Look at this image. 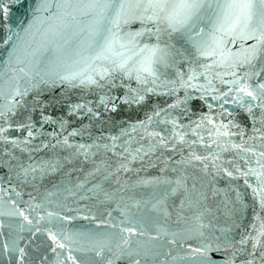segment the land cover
Returning <instances> with one entry per match:
<instances>
[{
	"label": "water",
	"instance_id": "1",
	"mask_svg": "<svg viewBox=\"0 0 264 264\" xmlns=\"http://www.w3.org/2000/svg\"><path fill=\"white\" fill-rule=\"evenodd\" d=\"M3 4L8 7L9 13L5 20L0 11V90L3 91L0 105L12 101L13 90L17 86L13 77L19 76V68L33 61L38 63L41 72L47 67L60 65L57 71L63 73L66 54L76 50L83 38L79 33V14L74 13L72 8L66 11L77 15V21L67 16V27L57 28L58 22L52 18L51 12L43 9L36 11L40 0H22L21 3L3 0ZM34 16L37 18L35 21ZM140 27L137 21L125 30L136 31ZM7 35H12V40L5 45L3 40ZM170 43L174 45L173 56L177 67L187 71L192 58L190 54L193 53L191 45L178 37H174ZM253 43L252 40L244 42L245 46ZM13 45L17 47L13 62L9 65L7 62L9 53L13 52ZM240 45L241 41L237 40L235 45L230 44L229 47L237 52ZM260 67L257 63L254 70L258 71ZM234 70L238 75L253 71L247 66ZM174 71L172 69L168 73L172 78ZM217 71L223 72L224 69ZM39 79L37 76L32 81L38 87L29 91L27 96L15 97L21 101L17 105L16 115L9 114L6 120L0 119V127L7 129L0 133V264H73L69 256L75 258L76 264H105L90 250L89 238L100 236L110 239L113 251H116V245L122 244L121 236H129L127 232L121 233V228L131 227L136 229V234L129 237V250L139 253L134 258L140 259L141 264H200V258L190 257L188 247H200L203 244H211L212 249L219 247V251L209 252L212 264H226L227 261L246 264L248 260H252L253 264H264L260 256L264 248L257 247L253 256L252 241L240 243L249 233L256 235L251 227L257 222L256 214L264 217L258 200L252 195V189L244 184V177L236 172V167L241 171L256 167V157L249 160L250 153L232 149L228 143L251 147L257 153L264 150V139L261 138L264 134L262 110L255 106L258 102H252L254 107L249 114L246 107L233 102V94L229 95V103L223 109L219 107L221 101H212L210 96L207 98V102L214 106V122L232 121L238 125L229 128L234 135L219 138L221 144L229 148L224 152L216 145H212L211 149L205 147L214 138L209 137L207 131L211 125L205 124L197 129L196 135L192 133L195 128L193 122H198L200 116L208 112L207 103L198 98L200 93L192 92L197 98L177 108H170L169 105L184 100V89L175 95L150 94L141 105L129 107L119 104L117 111L112 112L105 111L103 106L97 107L96 90L73 89L59 83L56 86L45 85L39 83ZM224 79L231 80L233 77L225 76ZM262 82L264 74L249 81L254 85ZM214 84L221 92L227 91L229 87L219 81H214ZM131 86L137 87L135 81L131 82ZM19 87L23 90L30 85L19 80ZM124 91V88L118 87L111 94L123 96ZM166 91L158 89V92ZM86 101L92 102L89 106L99 113L98 117H93L86 110L79 115H68L69 104ZM158 110L163 111H160L159 116H153L152 123L146 126L147 131L144 127L132 130V125ZM42 115L51 117L56 123H44ZM29 117L32 137H28L27 128L17 127L29 123ZM172 120L182 126L177 131L187 133V143H181L171 135ZM61 121L66 122L63 129L60 127ZM73 131L78 134L69 135ZM53 132L56 133L55 137L50 135ZM150 132H160L167 140V145L160 146L159 137L154 140ZM199 136L204 137L202 142ZM65 137L73 147L63 144ZM112 137L117 139L113 141ZM13 140L17 143L13 144ZM194 140L197 142L190 148L189 144ZM80 144L94 146L88 149L85 156L84 150L77 154L76 148ZM152 144H156V147L148 152ZM104 145H108L110 150L105 149ZM141 146L142 151L137 155L135 149ZM190 151L201 156L209 152L218 153L220 159L216 163L219 168L209 164L204 169L202 163L194 160L181 163L189 157ZM144 152L148 154L144 155ZM132 155H137V159L133 161ZM141 156L143 159H140ZM245 160H249V163L246 164ZM48 162L56 165L55 170L46 166ZM42 163L45 164L43 171L38 167ZM122 163L127 164L128 171H117ZM29 165L37 170L25 175L23 169ZM224 169L231 171L233 176L229 177ZM178 177L186 178L189 189L195 183L196 189L206 194L203 208L210 211L202 217L206 225L203 237L197 235L187 238L184 230L194 227V224H185L183 219H178L181 196L168 195L164 199L165 191L170 193L174 184L144 183L155 178L175 181ZM248 179L255 185L254 177ZM193 211L185 210L182 215L191 217ZM49 213L52 215L49 216ZM25 216L31 223L24 219ZM141 231L144 235H140ZM174 233L177 235L173 236ZM52 235H55V241ZM155 236H159V239H151ZM173 239L175 243L170 242ZM261 240L264 243V237ZM59 243L65 247H58ZM146 250H150L147 257L143 254ZM105 257L111 258V254L106 251ZM115 264L130 262L125 257L116 260Z\"/></svg>",
	"mask_w": 264,
	"mask_h": 264
},
{
	"label": "snow or ice",
	"instance_id": "2",
	"mask_svg": "<svg viewBox=\"0 0 264 264\" xmlns=\"http://www.w3.org/2000/svg\"><path fill=\"white\" fill-rule=\"evenodd\" d=\"M15 3H21L22 0H14ZM72 8L74 13L79 14V33L83 38L78 43L77 49L66 54V60L63 63L65 71L58 72L55 67H47L43 72L39 70L38 63L28 61L26 67L19 68V76L13 77L16 79L17 86L14 88L12 101L8 104L0 105V119H5L11 114L16 115L17 105L21 101L15 97H24L28 92L38 87V84L32 81L38 76L39 83L45 85L56 86L57 83L65 84L69 88H80L82 90H96L98 95L97 107L103 106L105 111L115 112L119 104H124L129 107L132 105H141L146 102L150 94L155 95H175L180 89L185 90L184 100H177L176 103L169 105L170 108H177L181 104H187L188 100L196 99L192 92L200 93L199 99L207 103L208 112L200 116L198 122L195 123V128L192 129L193 135H196L197 129L207 125L209 137H214L211 143L206 144L208 149L212 145H216L222 151L227 152L229 148L221 144L220 137H229L234 135L229 128L238 127L232 121L228 123L214 122L212 114L213 104L207 102L210 96L212 101H221L219 107L224 108V105L229 103L228 97L232 95L233 102L239 103L241 107H246L249 114L252 113L254 104L258 105L262 110L261 123L264 124V82L252 84L249 83L256 77H261L264 74V0H40L36 11L41 9L52 13V18L57 21V28L67 27L65 18L71 16L73 21H77V15L68 13L66 9ZM53 9H55L53 11ZM0 11L3 18L7 20L9 9L4 6L3 0H0ZM37 18L34 16V21ZM139 22L141 27L136 31H126V27L132 23ZM31 27V24L29 25ZM10 31V29H9ZM27 31V29H25ZM15 35V34H14ZM178 37L185 39L191 45L193 53L189 60L187 71L180 70L177 67V61L173 56L174 45L170 41ZM12 40V35H7L3 40V44H8ZM237 40L241 41L240 50L233 52L229 45H235ZM252 40L253 44L245 46L244 42ZM17 45H13V52L9 53L8 64L13 62L14 52ZM188 60V57H185ZM257 63L261 65L258 71L254 70ZM247 66L253 71H245L243 75H238L234 69H241ZM175 69L172 73L174 78L168 75L169 71ZM217 69H224L223 72ZM225 76H231L233 79L226 80ZM19 80H24L30 87H24L23 90L19 87ZM119 80V84L117 81ZM203 80L204 83H200ZM135 81L137 87L133 88L131 82ZM214 81H219L220 84L229 85L228 90L221 92ZM122 87L125 89L123 96L112 95L113 89ZM158 89H167L166 92H158ZM191 90V91H189ZM102 93V94H100ZM213 93H218L213 95ZM3 91L0 90V96ZM248 98V99H246ZM91 101L78 102L68 105V115H79L81 112L91 114L93 117H98L99 113L94 111L89 105ZM110 106V107H109ZM160 111L153 112L152 115H147L146 119L132 125V130L137 127H144L147 131V125L152 123L153 116H159ZM227 112V109H224ZM223 115V113H220ZM231 115V113H229ZM44 123H56L49 116H43ZM65 121L60 122L61 129L64 128ZM173 127L171 135L178 138L181 143H187L185 136L187 133L177 131L179 126L177 121H171ZM11 127V125H9ZM18 128H27L28 137L33 136L32 124L17 125ZM7 129L0 127V133H4ZM259 132V129H254ZM77 131L71 132L69 135H77ZM126 134V133H125ZM55 137L56 133H50ZM150 136L155 140L159 137V145L166 146L167 140L160 132H150ZM202 142L203 136L198 137ZM264 139V134L261 136ZM4 139H7L4 137ZM113 141L117 137L111 138ZM28 142V141H25ZM197 141H191L189 147ZM13 144L17 142L12 141ZM232 149H238L244 153H250L252 157H256V167H249L247 171H241L236 167V172L239 176L244 177V184L252 189V195L258 200V206L261 212H264V150L257 153L251 147H244L240 144L231 143ZM63 144L68 147H73L69 144L68 138L65 137ZM94 145L77 146V154L83 151L87 156L88 149ZM47 147V145H44ZM55 147V145H53ZM156 144H152L148 152L153 151ZM175 145H173V148ZM105 149H109L108 145H104ZM115 148V144L112 145ZM143 146L135 149L137 155L142 151ZM128 149H125L127 152ZM148 152H144L147 155ZM137 155H132L131 159H137ZM140 159H143L141 156ZM220 159L218 153L209 152L208 155H198L195 151H190L189 157L181 163H190L191 161H199L203 164L204 169L211 164L214 168H219L216 163ZM244 159V157H241ZM245 160V163H249ZM230 162V161H229ZM48 168L55 170L56 165L48 162ZM41 171L44 170L45 164L38 166ZM123 169L128 171L127 164H120L117 171ZM37 169L29 165L23 169L25 175L30 172H35ZM99 169H97L98 171ZM229 177L233 176L231 171L224 169ZM248 177H254L255 185L249 182ZM238 178V177H235ZM146 184H165L175 187L171 188L169 193L165 191L164 199L168 195H179L180 211L177 213L178 219H183L185 224H194V227L186 228L184 231L187 238L193 236H204L203 229L206 225L203 223L202 217L205 212L210 211L203 208V201L207 199L206 194L196 189L193 183L191 189L186 184V178L178 177L175 181L153 180L144 181ZM155 207V206H154ZM203 208V211H201ZM185 210L193 211L191 217H185L182 213ZM165 214L166 208L164 209ZM21 215H23L21 213ZM52 213H49L51 216ZM109 215H111L109 213ZM28 223L31 220L27 216L24 217ZM256 223L251 227L256 232L255 236L249 233L245 238L241 239V244H246L249 240L252 241V253L255 255L257 247L264 248L261 238L264 237V217L259 213L256 214ZM124 223L123 221L121 222ZM115 227V225H113ZM127 232L129 236H121L122 244L116 245V251H113L111 240L93 236L89 238L90 250L95 252V255L105 261V264H115L116 260L127 257L130 264H141L140 259L134 258L139 255L138 252L129 250L131 248L129 237L136 234V229L121 228V233ZM140 235H144L141 231ZM177 235L176 233L173 236ZM67 238V237H66ZM55 241V235H52ZM151 239H159V236L151 237ZM175 243V239L170 241ZM127 245L128 247H122ZM58 247L64 248L63 243H59ZM55 250V249H54ZM212 250L219 251V247L212 249L211 244H203L200 247L189 245L188 251L192 258H200V264H212L209 257V252ZM111 254V258L105 257V252ZM23 256V249L20 250ZM144 256L150 254V250H146ZM261 259H264V251L260 253ZM68 259L75 258L69 256ZM226 264H233V261H227ZM246 264H253L252 260H248Z\"/></svg>",
	"mask_w": 264,
	"mask_h": 264
}]
</instances>
